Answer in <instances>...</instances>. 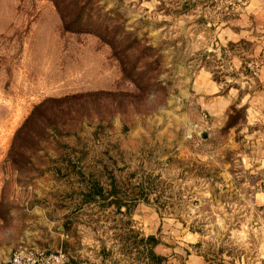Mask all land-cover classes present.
<instances>
[{"label": "rangeland", "instance_id": "374dc122", "mask_svg": "<svg viewBox=\"0 0 264 264\" xmlns=\"http://www.w3.org/2000/svg\"><path fill=\"white\" fill-rule=\"evenodd\" d=\"M241 5L89 0L93 24L113 33L112 48L91 30L63 29L51 0H0V260L18 244L61 249L69 262L76 259L71 263L94 264L102 245L126 254L118 232L130 216L98 208L93 194L81 202L77 173L54 171L63 153L79 155L80 169L99 171L101 180L111 170L124 189L136 190L139 176L150 174L145 203L195 236L204 253L242 257L259 245L264 251L242 136L225 127L211 131L202 111L190 119L173 86L227 58L212 51L209 25ZM46 97L56 99L33 110ZM31 110L38 134L20 131L16 165L8 149ZM241 114L233 108L228 123ZM136 254L131 248L128 255Z\"/></svg>", "mask_w": 264, "mask_h": 264}, {"label": "crops", "instance_id": "0c3cea01", "mask_svg": "<svg viewBox=\"0 0 264 264\" xmlns=\"http://www.w3.org/2000/svg\"><path fill=\"white\" fill-rule=\"evenodd\" d=\"M216 16L209 25L208 42L213 46V52H221L227 58L220 61L219 65L199 66L190 75L174 79L173 86L176 100L186 108L190 119L197 120L199 111H202L208 116V129L211 131L225 127L228 130L236 129L242 136V162L246 163L253 175V202L259 209L256 215L260 219L253 221L255 229L264 226V0H242L238 9L226 10ZM252 57L260 59V66L254 75L243 64ZM233 108L241 109V119L226 124ZM206 135L208 133L202 131L201 137L205 138ZM112 176L115 177L114 173ZM139 177L137 183L140 184L151 179L148 173ZM145 186L141 184L145 199L132 200L127 209L122 204L118 207L113 203L101 205L98 187L97 192L90 189L80 199L85 201L86 196L93 194L98 208H112L129 215L131 224L126 221V227L137 229L143 236L154 235L157 240L152 249L163 256L156 264H264V251H261L260 245L255 246L252 252L244 251L242 257L230 256L223 251L202 252L195 236L188 235L189 232L182 230L174 219L159 216L154 208L145 203L148 194ZM124 190L128 201L130 194L138 189L136 186V190ZM246 223L244 220L242 226L247 227ZM107 246L102 245L101 251L95 254L92 259L94 264H151L145 258L130 257L129 252L123 255L122 251L108 250Z\"/></svg>", "mask_w": 264, "mask_h": 264}, {"label": "trees", "instance_id": "16d2710c", "mask_svg": "<svg viewBox=\"0 0 264 264\" xmlns=\"http://www.w3.org/2000/svg\"><path fill=\"white\" fill-rule=\"evenodd\" d=\"M51 1L54 4V7L60 17L63 29L72 31L91 30L99 35L100 38L104 39L113 48V33H110L108 27L104 25L98 26L96 24H93V22H95L94 19H96L97 15L89 11L88 7L86 6V3H88L89 0ZM90 16H92L93 18L90 19L89 25H87L86 23H82L81 20L83 17H86V19H88L90 18ZM51 99H56V97H46L42 99L33 106V110L43 105L45 101ZM34 118L35 115L32 114L31 110V112L24 118L22 123L15 129L11 138L10 146L8 149V156L10 157V160L16 165L18 164V161L22 159L23 145L21 142H17V144L15 145V141L23 128L27 136L36 137V134H38L37 130L36 128H33L31 126L33 125V123H36V119L34 120ZM226 124H228V120L226 121ZM11 152L14 154H11ZM59 161L60 162L57 163L58 165H56L54 168L55 173L58 175H63L70 171L76 172L79 177V181L84 187V191H79V193L81 194V198L82 196L88 194L93 186H97L100 191L101 205H108L110 203H113L118 207L120 204H122L124 206V209H127V207L132 204V200L134 201L137 198L145 199V195H143L142 193L141 184L139 182L136 184L138 190H136V192H134L133 194H130L129 200L127 201V193L125 192L124 188L120 184H118L117 179L112 176L111 170H109V172L107 171L105 180L100 179L101 173L99 171H96L95 169H91L90 171L85 173L80 169L81 165L79 163V155H70L69 153H63ZM65 217L67 218L68 215H65ZM120 229H124V233L119 234L118 232L119 242H125L123 244L120 243V249H122V245H125V250L127 249L126 251L130 252L132 248L133 251L137 253L134 257L135 259L145 258V260L151 264H156L162 260L163 256L155 253L152 249V245L157 240L154 235L148 234L146 236H143L139 234L137 230L126 227V225H122Z\"/></svg>", "mask_w": 264, "mask_h": 264}, {"label": "built area", "instance_id": "2783aa9c", "mask_svg": "<svg viewBox=\"0 0 264 264\" xmlns=\"http://www.w3.org/2000/svg\"><path fill=\"white\" fill-rule=\"evenodd\" d=\"M250 74H256L260 59L252 57L243 62ZM0 264H83L71 263L61 249H41L32 245L18 244L2 260Z\"/></svg>", "mask_w": 264, "mask_h": 264}]
</instances>
